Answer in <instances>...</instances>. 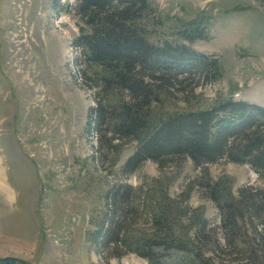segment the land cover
Returning <instances> with one entry per match:
<instances>
[{
	"label": "rangeland",
	"instance_id": "1",
	"mask_svg": "<svg viewBox=\"0 0 264 264\" xmlns=\"http://www.w3.org/2000/svg\"><path fill=\"white\" fill-rule=\"evenodd\" d=\"M154 1L162 20L154 40H176L177 31L189 21L206 23L210 38L186 43L219 56L224 76L199 85L195 77L158 92L151 105L153 117L207 108L230 95L264 106L261 1ZM53 3L0 0V256L27 264H148L134 253L105 261L93 245L106 191L127 185L135 189L132 207L139 212L128 215L125 229L161 231L157 215L170 221L165 224L170 231L189 238V218L199 209L195 213L202 211L211 226L206 238H230L233 231L219 228L208 174L235 194L247 184L264 187V180L245 163L221 159L199 168L189 157L162 165L146 160L124 174L137 141L117 138L113 121L104 125L103 133L87 134L90 107L97 105V98L107 99V92L90 88L97 83L95 70L71 45L84 25L76 14L78 0ZM238 230L245 241L253 237L245 225ZM224 243L222 257L232 264L237 253ZM247 248L264 249V240L242 242L236 250ZM245 262L240 256L236 264Z\"/></svg>",
	"mask_w": 264,
	"mask_h": 264
},
{
	"label": "trees",
	"instance_id": "2",
	"mask_svg": "<svg viewBox=\"0 0 264 264\" xmlns=\"http://www.w3.org/2000/svg\"><path fill=\"white\" fill-rule=\"evenodd\" d=\"M258 1L264 5V0ZM76 14L84 25L71 45L95 70L97 83L90 88L107 92V99L97 98V105L90 107L87 134H101L104 125L113 121L117 138L137 141L123 165L124 174L135 172L146 160L162 165L171 158L189 157L199 168L221 159L245 163L264 180V106L230 95L207 108L152 116L151 105L158 100V92L178 88L195 77L196 85L223 78L219 56L186 43L209 39L206 23L189 21L177 31L176 40L158 41L154 39L162 20L154 0H78ZM110 99L115 103L106 101ZM220 185L208 174L209 196L220 212L219 228L233 234L229 233L230 238L216 236L214 242L205 236L211 226L202 211L195 213L199 209L189 218L193 226L189 238L170 231L165 225L170 221L157 215L156 224L164 226L161 231L145 234L125 229L128 215L139 212L132 207L135 189L129 185L108 189L92 233L98 255L107 261L134 253L148 264H228L222 257L227 241L237 253V257L225 254L234 258L232 264L240 256L247 260L245 264H264V249L236 250L242 242L250 245L264 240V187L247 184L235 194L231 187ZM243 225L253 233L248 241L238 230ZM0 264L27 262L0 256Z\"/></svg>",
	"mask_w": 264,
	"mask_h": 264
}]
</instances>
